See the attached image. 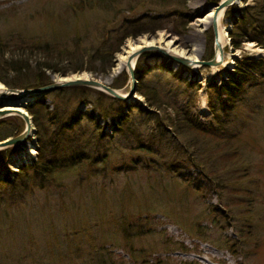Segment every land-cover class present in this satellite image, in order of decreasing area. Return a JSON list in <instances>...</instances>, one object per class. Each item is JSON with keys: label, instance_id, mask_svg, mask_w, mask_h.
Wrapping results in <instances>:
<instances>
[{"label": "rangeland", "instance_id": "rangeland-1", "mask_svg": "<svg viewBox=\"0 0 264 264\" xmlns=\"http://www.w3.org/2000/svg\"><path fill=\"white\" fill-rule=\"evenodd\" d=\"M216 4L0 0V55L41 63L42 56L29 47L33 43L62 48L79 42L91 52L101 45L113 50L121 41L106 74L83 71L64 76H86L110 86L122 73L125 64L118 66L117 56L129 41L150 42L161 35L164 45H155L168 43L165 48L173 54L210 60L215 56L213 35L210 22L204 20ZM245 6L250 8L246 20L233 28L237 9ZM253 8L255 0H240L223 10L218 21L225 34L223 65L187 69L153 52L137 63L134 59L140 78L136 88L139 84L157 90L168 102L171 118L173 106L186 107L197 125L223 136L219 141L206 140L203 145L195 138L188 146L168 115L149 108L137 94L122 104L126 122L120 124L111 116L100 119L91 106L93 93H86L71 99L67 111L74 109L80 117L92 113V121H74L63 133L62 149L54 143L60 129L41 119V130L31 125L34 131L24 143L0 151V264H264V71L250 72L239 64L244 57L264 58V45L250 41L264 29L253 21ZM138 32L145 33L122 41ZM231 38L238 43L235 49ZM226 62L231 65L224 66ZM48 76L51 82L63 77ZM221 86L232 98L219 90ZM117 91L126 94L128 82ZM37 101L40 118L43 109L51 111L57 103L50 94ZM220 104L230 107L220 109ZM14 117L0 121L11 129ZM66 122L65 117L61 123ZM98 132L102 137L97 140ZM230 135L234 138L227 140ZM28 146L34 152L30 156L25 152ZM190 155L205 160L206 168L190 162ZM74 156L80 161L72 162ZM62 160L73 166L61 171L60 178L36 176L30 186L16 177L20 169L38 172L43 163L59 165Z\"/></svg>", "mask_w": 264, "mask_h": 264}, {"label": "trees", "instance_id": "trees-1", "mask_svg": "<svg viewBox=\"0 0 264 264\" xmlns=\"http://www.w3.org/2000/svg\"><path fill=\"white\" fill-rule=\"evenodd\" d=\"M211 4H216L218 0H209ZM241 2L245 3L246 0H241ZM256 7L251 10H254L253 21H256L260 24H264V0H255ZM88 7H90L91 3L85 2ZM250 8L245 6V8L237 9V15H239V18H233L232 26L233 28H236L238 23L242 21L243 19L246 20L245 15L246 12ZM232 15V14H231ZM241 15V16H240ZM145 32H138L133 34H127L122 38V41L128 37L135 38L140 36L141 34H144ZM235 35L234 33L229 34L230 36ZM258 37L251 38L250 41L255 42L258 45H264V29L262 31H259ZM211 40H209L210 42ZM230 43L232 47L235 49L238 47V43L233 41V39H230ZM121 41L118 42L117 48L111 49L110 46H104L101 45L97 47L94 51L87 52L84 48H82L79 44L73 43L71 47H62L57 48L54 46H50L49 44L43 43H33L29 47H32L35 49L37 54H40L42 56L41 63H38L36 61L30 60H14L11 57L4 59L3 54L0 55L1 58V68L0 69V83H2L6 88L8 89H33L42 87L45 85H48L51 83V80L48 76V73L52 74H58L60 76H67L69 74L74 73H81L83 71L88 72L90 74H106L108 70L112 67V60H113V54L118 51V46H120ZM150 52H145L141 54L137 60L141 57L148 56ZM211 52L209 53L208 59H210ZM21 56V55H19ZM241 67L246 68L247 71L254 72V71H264V58L258 59V60H252L249 58H242L239 62ZM58 66V67H57ZM61 66V67H59ZM72 66V68H71ZM136 66V65H135ZM67 67V68H64ZM240 71H242L241 68H238ZM138 79H140L139 76H137ZM128 81L127 75L124 71H122L121 74H119L110 84V88L117 90L122 88ZM192 83H190L191 85ZM213 87H208V89ZM221 86L219 88L220 91L225 93L227 97L232 98V95L228 92V90ZM71 91L73 94L70 98H64L60 97L59 94L62 92ZM86 93H93V99L91 100V106L93 108V111L98 113V117L100 119H107L109 116L113 117L114 119L118 120L121 123L126 122L128 120V113H125L122 111V101H118L115 99H112L98 91H94L91 89L83 88V87H71V88H65L58 90L57 92L50 93V97L54 100H57V103L54 104V108L51 111H46L43 109L41 113V118L39 115H37V112L35 111V107L37 105H40V103L37 101V98L32 104H29L25 107V111L30 116L31 124L34 126L35 129L41 130L42 124L41 119L44 122H48L49 125H52V127H56L60 129L58 133L55 132V135L60 138L55 139V144L58 145L59 148H63L65 145V138L63 133L67 130H70V128L74 125V121L80 122L82 118H86L88 121H92V113H89L88 115H83V117L79 114L74 113V109L71 111H67V104L69 105L71 99L78 98L80 96L85 95ZM159 92L157 90L151 89V88H145L138 84V87L136 88V94L144 98L146 105L149 108L154 107L158 111L166 113V109L168 106V102L164 103V99L160 97L158 94ZM149 96L152 97V101L149 100ZM208 107L215 113V109L212 107L211 102H207ZM220 109L224 108L225 110L230 107L227 105L220 104ZM39 108H37L38 110ZM74 114V118H69V113ZM187 109L184 108H175L173 106V118L169 116L168 114V120L172 126L175 127L178 131V136L184 141L186 140V143L188 146H190V143L195 138H201L203 141V145H205L206 140H216L219 141L221 137H223L220 133L216 134L214 130L208 131L205 127L197 125L194 121H192L188 115H187ZM66 117L67 122L61 123V121ZM12 121L13 125L12 128H5L3 126V122L0 121V124L4 127L5 130L3 132H0V140H3L8 137H14L18 135L22 129H23V122L17 118L14 117ZM11 124V121H8ZM96 126V124H95ZM95 133V132H93ZM219 137H218V136ZM40 137V136H39ZM102 135L98 132L97 134V140L101 139ZM187 137V138H186ZM96 138V137H95ZM234 138V135H230L227 137V140H231ZM92 140V137L89 139ZM190 142V143H189ZM88 143V142H87ZM87 143L83 142V145H87ZM44 145H42L43 149ZM48 147V145H46ZM45 148V147H44ZM203 149H206V147L203 146ZM40 151V150H39ZM45 150H43L44 152ZM72 162L75 160L80 161V156H74L71 158ZM190 162H195L200 165V167L206 168V161L203 160L200 156L194 155L189 157ZM60 165V166H59ZM57 165L54 161L43 163L42 166H39L38 172L36 170H32V168L29 169H20V174H16V177L31 185H33L34 181L36 180V176L43 177L45 179H54L55 177L60 178L61 171H68L73 164L70 163L69 160H62L61 163ZM22 173V174H21ZM57 173H59L57 175ZM212 176V175H211ZM15 178V179H17Z\"/></svg>", "mask_w": 264, "mask_h": 264}, {"label": "water", "instance_id": "water-1", "mask_svg": "<svg viewBox=\"0 0 264 264\" xmlns=\"http://www.w3.org/2000/svg\"><path fill=\"white\" fill-rule=\"evenodd\" d=\"M235 0H223L218 2L216 5L209 7L213 9L212 16L210 18V28L213 35V51H218V57H213L208 61H203L199 59H190L187 56H178L166 50L163 46L158 45H148L142 46L138 50L130 54L126 60L124 68L121 71H124L128 78V92L126 94H120L117 90L110 88L107 84L103 83L98 79L86 78L82 79L78 76L73 80H68L65 82H51L48 85L33 88V89H6L8 97L0 98V120L9 116H17L23 122V130L14 137H8L3 140H0V151L8 147L22 144L26 141L28 136L34 131L31 130V121L28 115L23 111L24 108L33 100L37 98L44 97L52 92L60 90L62 88H71V87H83L98 91L112 99L130 103L134 100L136 94V85H137V75L134 71L135 64H131L132 60H136L141 54L145 52H153L159 54L164 59L171 61L173 64L181 66L183 68L192 69V67H217L223 64V53L220 44L217 41V25H216V16L222 10L234 5ZM240 1V0H237ZM149 41V38L147 39ZM65 78V77H58ZM29 96H31L29 98ZM9 107L20 109L21 111H10L4 110Z\"/></svg>", "mask_w": 264, "mask_h": 264}, {"label": "bare ground", "instance_id": "bare-ground-1", "mask_svg": "<svg viewBox=\"0 0 264 264\" xmlns=\"http://www.w3.org/2000/svg\"><path fill=\"white\" fill-rule=\"evenodd\" d=\"M221 1H223V0H221ZM234 4L235 5H238V1L235 0L234 1ZM212 11H213V9L210 8V11H209L210 13L207 15V17L205 18L204 21L210 22V18L212 16ZM222 12L223 11L221 10L217 14V16H216V25H217V28H218L217 29V41L220 44L221 48H222V46H223V44L225 42L224 29L222 27H220V25L218 23L219 19H221L220 17H221ZM153 44L164 45L163 37L160 35V36H158V38H156L155 40L152 39L150 42L147 40V38L146 39L145 38H142V39H137L135 41H129V42H127L126 45L124 46L122 52L117 56V64H118V66H123L126 63V60H127L128 56L130 54H132L134 51L138 50L142 46H148V45H153ZM165 47L166 48L168 47V43L165 44ZM232 56H234V55H232ZM217 57H218V51H215V58H217ZM131 64H135V61L132 60L131 61ZM226 65H231V62H226L224 66H226ZM194 68H196V67H192V69H194ZM211 75H213V73H211ZM82 77L83 78H86V76H81V78ZM75 78H76V76L75 77H72V78H63V79L57 78L56 79V82H65V81H68V80H73ZM3 89H4L3 86L0 85V98H5L6 96H8V94H7L6 91L2 92ZM4 110H10V111L13 110V111H16L18 109H15V108H12L11 107V109H4ZM25 152L29 156L34 153L33 150L29 146H28L27 149H25Z\"/></svg>", "mask_w": 264, "mask_h": 264}]
</instances>
